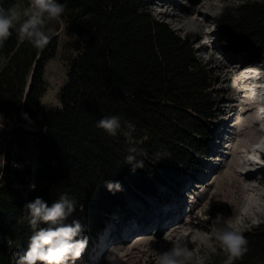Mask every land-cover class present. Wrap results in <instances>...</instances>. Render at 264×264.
<instances>
[{
	"label": "trees",
	"instance_id": "1",
	"mask_svg": "<svg viewBox=\"0 0 264 264\" xmlns=\"http://www.w3.org/2000/svg\"><path fill=\"white\" fill-rule=\"evenodd\" d=\"M63 20L77 35L60 105L44 108V66L54 56L57 36L38 51L16 34L0 55V116L21 124L9 132L30 141L31 160L20 168H0V264H17L32 235L24 205L42 197L49 205L68 193L79 203L72 219L87 225L89 243L124 203L125 191L156 192L177 170L194 169L210 150L211 119L216 115L214 78L196 55L189 34H179L156 18L147 0H58ZM14 0H0L5 8ZM227 8L215 18L225 47L264 56V0H244L237 15ZM119 116L122 130L110 137L96 127L105 116ZM128 125L134 130L130 136ZM146 153L143 169L125 163L131 146ZM167 153L157 161L155 153ZM119 182L123 191L109 192ZM35 184L36 190L30 185ZM83 205V211L79 209ZM226 211L224 216H228ZM249 252L237 264H264V221L242 231ZM212 256L209 264H222Z\"/></svg>",
	"mask_w": 264,
	"mask_h": 264
},
{
	"label": "rangeland",
	"instance_id": "2",
	"mask_svg": "<svg viewBox=\"0 0 264 264\" xmlns=\"http://www.w3.org/2000/svg\"><path fill=\"white\" fill-rule=\"evenodd\" d=\"M147 1L149 11L156 18L166 21L179 34H189L197 49L196 55L207 64L214 78L211 92L216 98V115L211 119L210 150L199 156L196 168L172 172V177L166 178L167 183L159 184L153 194L125 191L124 203L109 214L77 264H155L158 253L177 240L187 242L196 255H203L207 250L195 242L201 234L210 231L217 213L225 217L224 213L230 211L225 218H230L240 231L264 221V185L263 189L258 186L246 189L238 174L241 168L259 169V174H264V151L261 150L264 140L259 145L253 142L258 111H264V83L249 79L251 73L245 71L246 66L241 67L244 61L253 59L252 67L264 71V56L250 58L247 50L225 47L215 18L205 11L206 0ZM14 4L24 7L27 0H14ZM189 19L202 21L207 31L200 34L186 31ZM48 28L57 36V48L44 66L46 89L41 96L44 108L60 105V88L67 78L77 40L76 33L64 20L62 24L53 22ZM242 75L247 81L241 80ZM2 122L0 168L5 163L20 168L31 160L30 141L15 139L9 130L18 124L30 130L34 124L28 119L25 123H13L0 116ZM229 131L234 134L231 140ZM250 144L258 149L250 148ZM249 149L253 151L250 153ZM242 160L246 161L245 165ZM244 195L260 201L262 208H251L247 216L240 214L245 204ZM118 227L122 228L121 232ZM137 232L145 236L136 239ZM22 255L15 257L17 264Z\"/></svg>",
	"mask_w": 264,
	"mask_h": 264
},
{
	"label": "clouds",
	"instance_id": "3",
	"mask_svg": "<svg viewBox=\"0 0 264 264\" xmlns=\"http://www.w3.org/2000/svg\"><path fill=\"white\" fill-rule=\"evenodd\" d=\"M243 0H206L205 11L213 18H220L227 8H232L237 15ZM66 10L65 3L58 0H27V5L21 7L13 4L7 8L0 5V50L15 33L20 41L28 42L38 51H43L50 43L54 33L48 25L55 22L63 23ZM185 30L194 34L207 31L202 21L189 19L185 24ZM9 61L5 55H0V71L7 67ZM26 115V114H23ZM96 127L102 129L110 137H116L122 130L119 116H105L101 118ZM4 128V122L0 123V130ZM131 134L133 125H128ZM125 163L130 166V171L143 169L145 161L138 159L146 155L142 148L131 146L128 148ZM157 161L168 155L166 152L154 154ZM109 192L123 191L119 182H109ZM31 190H36V185H30ZM78 201L63 193L59 199L50 205L42 197H36L27 202L24 209L32 235L28 239L26 250L19 258L18 264H77L83 259L88 248L89 239L86 235L87 225L80 220L69 218L77 210ZM79 209L83 211V205ZM195 243L207 253L196 255L183 240L174 241L171 246L158 253L155 264H209L212 256H223L222 264H237L242 261L249 252V240L242 231L237 230L230 218H225L217 213L212 219L210 231L203 233Z\"/></svg>",
	"mask_w": 264,
	"mask_h": 264
},
{
	"label": "bare ground",
	"instance_id": "4",
	"mask_svg": "<svg viewBox=\"0 0 264 264\" xmlns=\"http://www.w3.org/2000/svg\"><path fill=\"white\" fill-rule=\"evenodd\" d=\"M254 60H246L241 64V67H245V71L247 73H251L249 75V79L251 78L254 82H258L259 84H263L264 83V71L261 70V68H257V67H252V63ZM241 80L247 81V79L245 78L244 75H242ZM26 117V119L31 121V118L27 115H24ZM257 131H256V135L254 137V144H260L261 141L264 140V111L259 112L257 114ZM229 133L231 134V137L229 140H231L234 137V134L232 133V131H229ZM253 144V145H254ZM250 144V148L252 147V149H254L257 146H253ZM263 148V147H262ZM249 149V152L251 153L253 150ZM258 149V148H255ZM264 149V148H263ZM263 149L262 152L264 151ZM260 150V151H261ZM251 161V160H250ZM248 161V162H250ZM242 162L244 163V165L246 164L245 160H242ZM252 162V161H251ZM250 162V163H251ZM264 172V171H263ZM262 172V173H263ZM261 173V170L259 169H251V170H245V168H241L240 172H238V174L242 177V183L245 184L246 189L248 187H253V186H258L261 189L262 186L264 185V174H259ZM248 181V182H247ZM247 182V183H246ZM264 190V189H263ZM264 193V191H262ZM244 201L245 204L241 207L240 209V214H243L244 216L248 215L247 212L254 207H257L259 209L262 208V203L260 201H258L257 199H255L254 197L248 196V195H244ZM174 223H172L171 225H173ZM119 228V227H118ZM118 231H122V228L120 227ZM119 233V232H118ZM117 232L115 234H118ZM145 236V233H141V232H137L136 234H134V238L136 237V239H141Z\"/></svg>",
	"mask_w": 264,
	"mask_h": 264
},
{
	"label": "water",
	"instance_id": "5",
	"mask_svg": "<svg viewBox=\"0 0 264 264\" xmlns=\"http://www.w3.org/2000/svg\"><path fill=\"white\" fill-rule=\"evenodd\" d=\"M24 114H26V116H27V113L24 112Z\"/></svg>",
	"mask_w": 264,
	"mask_h": 264
}]
</instances>
